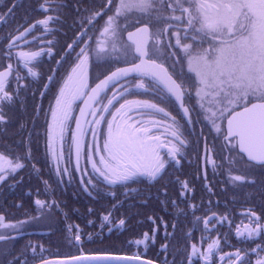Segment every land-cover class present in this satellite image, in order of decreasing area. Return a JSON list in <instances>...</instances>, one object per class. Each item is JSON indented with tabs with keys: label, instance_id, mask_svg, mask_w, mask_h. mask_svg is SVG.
<instances>
[{
	"label": "snow or ice",
	"instance_id": "snow-or-ice-1",
	"mask_svg": "<svg viewBox=\"0 0 264 264\" xmlns=\"http://www.w3.org/2000/svg\"><path fill=\"white\" fill-rule=\"evenodd\" d=\"M22 8L0 0V126L20 134L0 149V188L25 173L43 188L13 205L22 219L0 214V264H53L50 237L28 229L55 217L77 249L65 264H264V0H34L17 19ZM217 182L233 202L254 190L247 223ZM69 188L84 213L60 198ZM153 198L128 240L125 202ZM121 235L135 253L86 250Z\"/></svg>",
	"mask_w": 264,
	"mask_h": 264
},
{
	"label": "flooded vegetation",
	"instance_id": "flooded-vegetation-1",
	"mask_svg": "<svg viewBox=\"0 0 264 264\" xmlns=\"http://www.w3.org/2000/svg\"><path fill=\"white\" fill-rule=\"evenodd\" d=\"M19 2H23L25 4V8L19 9L17 12V19L24 17L25 12L28 10V7L34 3V0H19ZM70 34V32H69ZM25 117L17 112L16 113V120L17 122L20 119H24ZM20 141V134L18 127L16 124L9 126L7 130L4 129L3 126H0V149L7 147L9 149L16 148ZM194 168L185 165L183 172L179 173L183 177L191 180L193 177ZM178 187V185L176 186ZM43 188V185L39 179L36 178L35 174H32L29 177L28 173H25V180L22 186L13 185L8 188H0V214H7L9 219L15 220L17 218L22 219L24 217V212L27 211V207L25 209H20L14 207V204H19L21 201L28 200V193L31 191L33 193V199L35 198V192L37 189ZM223 185L217 182L216 192L217 198L221 201V204L224 203L228 204L229 212L232 213V218L235 220L236 224H240L241 221L247 223L244 220V212L246 207L249 206L250 194L254 193V190H243L238 193L236 200L233 202L232 200V192L229 190L227 193L222 191ZM143 192L145 194L148 193L147 188H143ZM153 197L155 196V190H153ZM171 194L175 195V189L171 190ZM196 195L199 198L200 196L206 197L208 193L205 189L201 187V184L197 182L196 184ZM68 203L69 209H79L80 213H84L86 206H88V201L81 197L77 199L73 195V190L69 188V190L64 194L63 197H60ZM104 207H107V202H102ZM260 201L257 198L255 201L256 205H259ZM98 211H100V205H94ZM158 204L155 198L150 201V204L147 208L141 207L139 204L128 203L125 202L124 208L121 210L123 212H127V215L131 217V226L130 230L127 234V239L132 240L136 238V234L139 233L140 229L147 227V222H138L143 221V217H137L135 214L137 212L148 213L151 212L153 209H157ZM115 214V213H114ZM70 222H80V220H74ZM50 223L51 227H47V224ZM83 226V225H82ZM64 227V220L63 217H55L52 221L46 222L44 226H32L28 229L29 232L33 233L35 236L43 235L45 239L50 237L51 241L53 242V246L49 249V258H64L66 255L69 254H77V249L74 247L68 246L64 243V236L60 229ZM227 231V229H224ZM107 235V233H105ZM234 236V230H233ZM124 236L121 235L120 239L117 237H113L110 240H106L104 243H95V244H88L86 245V250L90 252H94L96 249H109V248H122L127 254H132L137 251L134 245H130L128 243L121 244L120 240H123ZM197 239H199V234L197 233ZM222 239V246L223 245V238ZM23 241H21L22 243ZM233 243H236V240H232ZM142 249V246H141ZM225 251H233L231 248L225 247ZM151 255V253H149Z\"/></svg>",
	"mask_w": 264,
	"mask_h": 264
},
{
	"label": "water",
	"instance_id": "water-1",
	"mask_svg": "<svg viewBox=\"0 0 264 264\" xmlns=\"http://www.w3.org/2000/svg\"><path fill=\"white\" fill-rule=\"evenodd\" d=\"M52 261L53 264H65L64 258H54Z\"/></svg>",
	"mask_w": 264,
	"mask_h": 264
}]
</instances>
